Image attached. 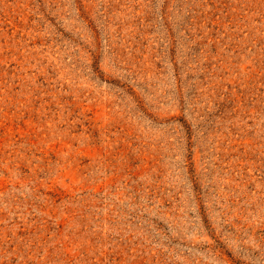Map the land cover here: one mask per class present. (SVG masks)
<instances>
[{
    "label": "rangeland",
    "instance_id": "rangeland-1",
    "mask_svg": "<svg viewBox=\"0 0 264 264\" xmlns=\"http://www.w3.org/2000/svg\"><path fill=\"white\" fill-rule=\"evenodd\" d=\"M0 264H264V0H0Z\"/></svg>",
    "mask_w": 264,
    "mask_h": 264
}]
</instances>
